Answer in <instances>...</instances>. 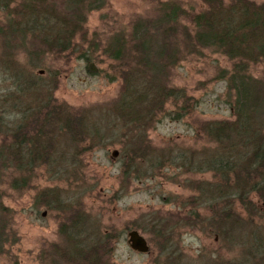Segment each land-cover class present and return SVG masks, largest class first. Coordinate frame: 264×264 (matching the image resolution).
<instances>
[{
	"label": "trees",
	"instance_id": "obj_1",
	"mask_svg": "<svg viewBox=\"0 0 264 264\" xmlns=\"http://www.w3.org/2000/svg\"><path fill=\"white\" fill-rule=\"evenodd\" d=\"M69 1L58 12L48 0H28L22 6L31 8L19 14L16 9L10 11V2L0 0V9L4 11L1 40L10 41L3 44L4 48L17 46L12 35L18 30L29 33L39 42L37 49L42 57L50 52L57 59L63 55L70 61L76 57L88 61L92 60L93 48L99 45L112 66H118L120 71L116 113L119 129L124 130L121 134L127 138L124 142L119 140L121 158L126 160L120 171L122 186L127 187L134 178L131 175L143 169L146 171L142 173L149 175L144 179L154 176V171L161 166L181 167L188 174L212 172L213 179L192 195L189 216L199 218V206H206L207 214L196 220L198 224L208 227L219 242L227 241L229 232L230 239L234 236L239 240L235 242L240 246H231L240 247L233 254L236 261L231 264H264V208L257 204L258 200L264 203V70L258 76L252 72V66L264 65V4L252 0H205L207 8L191 18L194 28L189 30L185 26V34L178 36L183 9L178 2L168 0L160 3L156 33L147 26H136L130 40L114 38L96 45L88 39H77L76 34L85 28V12L99 7L102 0ZM16 16H29L31 22L24 26ZM1 43L0 72L4 73L1 83L6 89L0 92V175L4 176L9 169L15 170L21 177L12 178L11 182L15 181L16 188L25 187L36 177L37 169L44 167L48 175H53L50 180L55 183L46 192V203L51 207L58 205L66 215L60 233L68 240V248L61 249V257L68 264H112L114 237L110 232L88 243V237L82 239L69 233L76 231V220L87 219L83 195L64 194L60 186L69 174L70 161L76 164L80 158V143L91 144L90 139L96 132L85 119L71 116L56 104L51 89L40 76L23 75L22 71L27 70L25 62L15 60L14 53H2ZM204 48L232 61L230 70L223 69L219 76L227 84L226 101L232 117L207 119L195 129L196 138L205 139L208 147L173 151L163 148L146 153L148 130L158 114L166 111L169 102L176 107L169 111L176 114V119L188 114L191 108L185 89L169 85L167 68L174 65L173 61H179L178 56L201 52ZM8 57H13V61ZM27 61L35 68L43 65L45 58ZM65 152L72 154L73 159ZM236 201L249 210L250 217L260 219V226L251 228L236 218L232 212ZM73 208L76 213L68 214L73 213ZM151 229L155 232L152 243L157 236H164L156 225ZM77 232L80 234L81 230ZM151 249H160L161 255L168 252L155 245Z\"/></svg>",
	"mask_w": 264,
	"mask_h": 264
},
{
	"label": "rangeland",
	"instance_id": "obj_2",
	"mask_svg": "<svg viewBox=\"0 0 264 264\" xmlns=\"http://www.w3.org/2000/svg\"><path fill=\"white\" fill-rule=\"evenodd\" d=\"M25 1L28 0H1L2 3L10 2V11L16 9L19 14L31 8L22 6L27 4ZM167 1L102 0L99 7L85 12V28L76 34V38L88 39L97 45L101 42L106 44L114 38L130 40L136 26H147L152 33H156L159 29L160 3ZM170 1L178 2L183 9L178 36L185 34V26L192 30L194 25L191 18L207 8L205 0ZM252 1L264 4V0ZM48 3L59 12L70 1L48 0ZM3 17L4 11L0 9L2 53H14L15 60L25 62L28 67L25 66L27 70L22 71L23 75L40 76L51 89L55 103L69 111L71 116L85 119L96 132L90 139L91 144L89 141L80 143V158L76 164L70 161L69 174L60 185L64 194L75 192L83 195L87 216V219L84 218L85 222L82 219L75 221L76 231L69 232L68 227L67 232L82 239L88 237L87 243L93 242L96 236L110 232L114 237L112 264H217V261L222 262L221 264L234 263L236 260L233 259V254L240 247L234 249L231 246H240L235 242L239 240L234 236L230 239L232 234L229 232L227 241L219 242L214 234H210L208 227L198 224L199 221L196 220L207 214L206 206H199L202 207L199 208L201 217L189 216L193 207L192 195L213 179L212 172L188 174L181 167L161 166L154 171V176L144 179L149 175L143 174L146 171L143 169L142 172L131 175L134 178L127 187L122 186L123 176L120 171L126 160L124 162L121 158L122 143L119 140L124 142L127 138L121 134L124 130L119 129L116 113L120 96V71L118 66H112V61L99 45L97 49L93 48L92 60L88 61L79 57L70 61L63 55L57 59L50 52L42 57L37 49L39 42L29 33L18 30L16 35H12L15 36L13 42L17 46L10 47L13 49L4 48L3 44L10 41L7 38L1 40ZM16 18L24 26L31 22L29 16ZM172 40H176L175 34ZM184 55L181 58L178 56L179 61H173L174 65H169L166 75L169 85L185 89L191 108L188 109V114L176 119V114L169 112L176 107L169 102L166 111L158 114L155 124L148 130L145 142L148 148L144 146L148 154L154 149L171 148L173 151L175 148L191 150L208 147L205 139L196 138L195 129L207 119L232 117L230 104L226 101L227 84L219 77L223 69L230 70L232 61L207 48L201 52H186ZM8 58L12 61L14 59ZM28 58L34 61L45 58V62L34 68L27 63ZM90 62L97 66L96 72L89 70ZM263 70L262 63L252 66L255 76ZM3 76L2 72L0 92H5L6 89L1 83L4 82ZM11 109L7 111L11 113ZM114 150H118L117 157L112 156ZM65 155L73 159L70 157L72 154L65 152ZM139 164L141 166L140 160ZM143 167L145 168L144 165ZM52 176L41 167L37 169L36 177L28 186L16 188L13 185L15 181L11 182V179L20 178L19 172L9 169L4 176L0 175V264H68L60 255L61 249L68 248V240L60 233L66 215L58 205L51 207L46 203V192L55 185L54 180H50ZM257 204L264 208V203L259 200ZM232 209L236 218L247 222L251 228L260 226V219L257 216L255 219L250 217L249 210L240 202L233 203ZM72 212L68 214H75L74 208ZM187 219H194L191 222L194 226ZM154 224L164 236H155L156 240L152 243L155 232L149 229ZM133 229L140 231L149 242L150 248L155 245L156 248L168 249V252L161 255L158 251L160 249H151L147 253L133 250L128 244V232ZM80 230L81 233L78 234L77 231ZM219 248L222 249L216 251ZM202 253L212 255L215 261L201 260Z\"/></svg>",
	"mask_w": 264,
	"mask_h": 264
},
{
	"label": "water",
	"instance_id": "obj_3",
	"mask_svg": "<svg viewBox=\"0 0 264 264\" xmlns=\"http://www.w3.org/2000/svg\"><path fill=\"white\" fill-rule=\"evenodd\" d=\"M88 68L91 72H96L98 70L94 62L90 63ZM117 155L118 150H114L112 156L117 157ZM128 244L133 250L138 252L147 253L150 251L149 242L137 229L128 232Z\"/></svg>",
	"mask_w": 264,
	"mask_h": 264
},
{
	"label": "flooded vegetation",
	"instance_id": "obj_4",
	"mask_svg": "<svg viewBox=\"0 0 264 264\" xmlns=\"http://www.w3.org/2000/svg\"><path fill=\"white\" fill-rule=\"evenodd\" d=\"M216 240H218V237L216 236ZM220 249H222V248H219L218 250H216V251H219ZM179 250V249H178ZM216 253H218V252H216ZM220 255H222L223 256V254H220ZM200 256H201V260H208V261H214V258L215 257H213L212 255H207V254H200ZM203 256V257H202ZM205 257V258H204ZM180 258H181V256H180ZM193 260V259H192ZM15 264H17V263H15Z\"/></svg>",
	"mask_w": 264,
	"mask_h": 264
}]
</instances>
